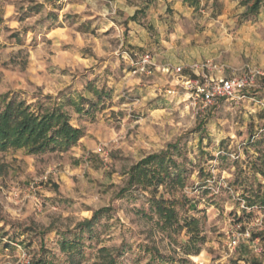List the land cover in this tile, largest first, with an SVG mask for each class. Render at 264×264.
<instances>
[{
	"label": "rangeland",
	"instance_id": "374dc122",
	"mask_svg": "<svg viewBox=\"0 0 264 264\" xmlns=\"http://www.w3.org/2000/svg\"><path fill=\"white\" fill-rule=\"evenodd\" d=\"M144 1L153 3L136 22L148 32L151 15L166 36L203 37L176 43L190 57L175 63L137 46L133 16L106 0H0V94L60 108L84 133L67 147L0 151V264H264V206L244 198L264 191V49L245 42L234 64L216 56L241 26L262 37L260 15L244 16V0L183 11L169 0L126 3ZM145 53L150 72L134 73L131 59ZM203 59L224 65L223 76L262 74L243 100L204 109L172 71ZM163 151L183 183L121 193L131 167ZM155 198L174 203V221Z\"/></svg>",
	"mask_w": 264,
	"mask_h": 264
},
{
	"label": "trees",
	"instance_id": "16d2710c",
	"mask_svg": "<svg viewBox=\"0 0 264 264\" xmlns=\"http://www.w3.org/2000/svg\"><path fill=\"white\" fill-rule=\"evenodd\" d=\"M247 9L244 16L257 15L264 0H244ZM135 15L133 19H135ZM78 110H81L79 107ZM70 115L60 108L42 109L36 111L25 100H17L7 94H0V151L10 147H25L32 152H42L57 147H67L76 143L83 136V129L75 127L70 122ZM173 161L167 151L153 153L134 164L129 171L127 185L121 193L132 187L148 189L158 185L168 186L174 182L183 183L182 173L173 175L170 163ZM258 172L264 174V162ZM246 196V195H245ZM246 205L264 206V191L252 196L244 197ZM167 200V199H166ZM164 198L153 201L161 217L168 222L175 220L174 203H166ZM168 201V200H167ZM106 208L99 209L94 219L104 214ZM92 220L82 223L84 228H90ZM64 245L73 247V242H64ZM114 260V259H113ZM35 264H50L47 261Z\"/></svg>",
	"mask_w": 264,
	"mask_h": 264
},
{
	"label": "built area",
	"instance_id": "2783aa9c",
	"mask_svg": "<svg viewBox=\"0 0 264 264\" xmlns=\"http://www.w3.org/2000/svg\"><path fill=\"white\" fill-rule=\"evenodd\" d=\"M150 60V53L131 59L134 73H149L147 62ZM166 69L170 70L169 67ZM172 71L181 76L183 85L204 109L213 106L219 99L237 102L243 100L247 97V89L254 86L257 76L262 74L260 69L247 66L240 73L234 72L231 76H223L224 65L213 59L175 65Z\"/></svg>",
	"mask_w": 264,
	"mask_h": 264
},
{
	"label": "crops",
	"instance_id": "0c3cea01",
	"mask_svg": "<svg viewBox=\"0 0 264 264\" xmlns=\"http://www.w3.org/2000/svg\"><path fill=\"white\" fill-rule=\"evenodd\" d=\"M110 3V6L112 8V11H116L117 8H120L122 10H125L128 16H134L137 15V17L133 20H131L130 25H132L133 31H132V41L137 44V46L144 48L151 47L153 49H156L158 51V54L161 56H170L174 57L175 61L178 60V56L182 57H190V53L193 51L191 48H187L186 45H177L176 43L182 41L187 42L190 40H194L195 38L201 39L203 37H199L201 35H197L198 37L194 35H187L183 32L176 31L169 35H165L161 32V26H159L158 21L155 19V16L150 15V18H153L152 23H150L152 26H155L156 31L148 32L143 25L140 23H137L136 20L138 18V12L146 11V14L148 13V8L146 6H151L153 2H143L142 5L134 6V8L130 9L129 4L126 3L127 0H106ZM172 1L173 6L179 10L183 11L185 6L184 4H187L188 9H192L194 7H191L192 5L197 2L196 0H169ZM189 5V6H188ZM138 10L137 13L133 12L134 10ZM107 10V8H106ZM133 10V11H132ZM141 12V13H142ZM140 14V13H139ZM244 14V13H243ZM260 15V23L261 30L264 32V5L260 8L259 11ZM158 26V29H157ZM254 34H258L257 29L254 31H248L243 26L238 28L236 35H232L231 37H223L225 39V43L220 46L221 51L216 55L219 58L225 59L229 63H235L242 53H244L243 46L245 42H252L254 43L255 40L262 43V49H264V35L262 37H255ZM167 40V41H166ZM171 41V42H168ZM168 43V45H165ZM247 52L245 54H248V49H246ZM255 52V51H253ZM190 55V56H189ZM186 61V60H185ZM178 63V62H175Z\"/></svg>",
	"mask_w": 264,
	"mask_h": 264
}]
</instances>
